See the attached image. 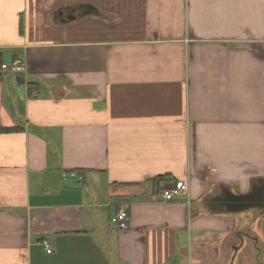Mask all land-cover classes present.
<instances>
[{"label": "crops", "instance_id": "1", "mask_svg": "<svg viewBox=\"0 0 264 264\" xmlns=\"http://www.w3.org/2000/svg\"><path fill=\"white\" fill-rule=\"evenodd\" d=\"M262 199L264 0H0V264H264Z\"/></svg>", "mask_w": 264, "mask_h": 264}, {"label": "built area", "instance_id": "2", "mask_svg": "<svg viewBox=\"0 0 264 264\" xmlns=\"http://www.w3.org/2000/svg\"><path fill=\"white\" fill-rule=\"evenodd\" d=\"M8 69L9 71H12L15 73H21L24 71V65L19 60H13L10 63ZM62 177L63 178H67V177L74 178L76 177V174L75 173L63 174ZM187 191H188L187 185L183 181H178L174 183L173 185H171L169 188H163L158 193L157 199L163 202H171L187 194ZM126 219H127V211L120 210L115 216L111 218L110 222L113 225H117V224L125 222ZM42 245L46 253L51 254L52 249L50 245L46 241H42Z\"/></svg>", "mask_w": 264, "mask_h": 264}, {"label": "water", "instance_id": "3", "mask_svg": "<svg viewBox=\"0 0 264 264\" xmlns=\"http://www.w3.org/2000/svg\"><path fill=\"white\" fill-rule=\"evenodd\" d=\"M70 19H73L72 17H70ZM256 196L255 192L253 191L252 193L246 194V195H242V196H233L231 195V200L228 201H234V202H244L242 204L237 205L236 207L234 206V209L236 210H241V209H247L249 207H252V205H249L252 202V198ZM259 196L261 198L262 196V191H260ZM261 202H264L263 199L261 200ZM232 206V205H231ZM259 207H264V204L262 203V205H258ZM233 208V206H232Z\"/></svg>", "mask_w": 264, "mask_h": 264}, {"label": "trees", "instance_id": "4", "mask_svg": "<svg viewBox=\"0 0 264 264\" xmlns=\"http://www.w3.org/2000/svg\"><path fill=\"white\" fill-rule=\"evenodd\" d=\"M32 91H33V88H29V90H28V94H29V96H31Z\"/></svg>", "mask_w": 264, "mask_h": 264}]
</instances>
